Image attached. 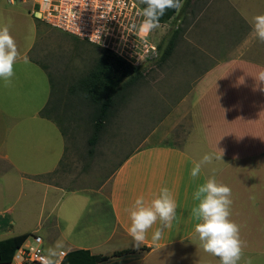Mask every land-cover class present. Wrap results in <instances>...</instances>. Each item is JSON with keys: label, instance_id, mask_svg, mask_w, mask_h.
I'll list each match as a JSON object with an SVG mask.
<instances>
[{"label": "crops", "instance_id": "crops-1", "mask_svg": "<svg viewBox=\"0 0 264 264\" xmlns=\"http://www.w3.org/2000/svg\"><path fill=\"white\" fill-rule=\"evenodd\" d=\"M201 1L204 2H192L176 14V26L171 27L164 41L167 44L171 39L174 49L181 43L179 64L192 76L190 80H196L180 106L189 116L196 140L189 142L186 149L173 145L137 147L96 190H66L37 179L57 170L64 140L54 123L39 114L46 99L33 107L26 105L28 89L37 88L33 76L37 74L36 79L42 81L45 75L30 57L38 41L35 20L23 17L27 28L14 24L18 33L10 24L3 25L9 27L20 55L12 83L5 86L0 80V221L8 220L10 227L14 225L19 220V202L23 198L26 205L23 203L22 209L27 213L31 209L35 220L15 236L36 234L43 243H49V248L59 240L63 242L60 252L87 250L92 255L109 257L103 264H220L219 258L202 250L194 233L196 221L191 216L197 203L192 193L214 175L232 192L230 219L240 226V238L245 242L239 264H246L249 258L252 264H264V137L244 138L242 132L235 136L224 121L214 116L218 104L229 110L237 106L240 92L235 88L231 91L234 82L249 81L247 92L250 90L252 99L264 107V92L254 78L264 69V43L252 32L253 18L264 15V0H211L206 6ZM226 7L243 24L241 32L231 39L232 32L218 30L215 23L218 12L224 14L221 9ZM0 14L5 16L6 11ZM184 43L187 48L182 46ZM32 67L42 74H31ZM179 77L184 79L182 73ZM205 153L221 156V160H214L193 180V162ZM162 187H168L175 196L177 219L164 230L161 239L153 241L158 221L137 247L128 235L129 210L137 197L144 196L150 202ZM22 220H26L24 214ZM2 223L0 233L8 229ZM124 250L132 253L113 257Z\"/></svg>", "mask_w": 264, "mask_h": 264}, {"label": "rangeland", "instance_id": "rangeland-1", "mask_svg": "<svg viewBox=\"0 0 264 264\" xmlns=\"http://www.w3.org/2000/svg\"><path fill=\"white\" fill-rule=\"evenodd\" d=\"M210 1L204 0L201 3L206 6L210 4ZM253 1L256 2L257 0ZM253 1L248 0V2ZM192 2L194 1L192 0L190 5ZM32 6V0H14L13 5L7 4L6 0L0 1V11H6L5 16L0 14L2 19L0 27L7 23L10 24L13 31L18 33V28L15 29L14 24H21L27 28V21L24 22L23 17L29 16L35 20L38 41L34 43L35 46L33 45L34 48L30 52V57L33 62L38 63L37 65L45 75L42 81H39L36 79L37 74L35 73L42 74V71L33 67L29 68L33 69L31 74L35 75L32 81L37 87L28 89L27 92L29 101L26 102V105L31 107L36 106L42 98L46 99L45 106L49 101L51 87L46 72L52 78L56 90L67 96L70 93L69 86L71 83L89 71L101 52V49L85 41L43 24L32 16ZM226 9H221L224 14L218 12V22L215 21V23L218 30L225 28L227 32L231 31V39L236 36V33L241 32L243 24L239 23L238 18L230 8L226 7ZM16 12L19 15L15 16L14 13ZM175 16L171 20L159 24V27L151 31H143L141 28V38H143L141 45L143 40L146 42H144L145 46H140L139 52L148 53L149 57H144L145 59L139 64L125 63L139 68L143 77L135 86L130 88L126 100L118 103L112 110L109 122L100 135L92 155L88 154L89 147L87 144L92 133L87 118L91 109H86L78 104L79 110L75 111L77 113L74 114L75 117L69 123L67 121L63 123L58 116L57 119L55 118L63 130L65 148H63L64 153L57 170L46 176L45 182L66 190H96L106 183L123 159L137 147L173 145L176 148L186 149L189 142L196 140L187 112H182L180 109L181 101L196 81L190 80L189 78L192 76L187 74L185 66L181 67L179 64L181 43L176 44L177 46L172 51L173 54L166 61L161 59V52L166 45L164 41L171 27L175 28L176 26H173L177 21ZM15 17L16 19H14ZM141 19L143 22L145 18L142 17ZM214 35L216 36V34ZM161 43L163 48L159 52L157 46ZM151 46L155 47L156 51ZM182 46L187 48L185 43ZM110 53L116 57L115 54ZM153 54H156L154 59H152ZM180 73L184 79H179ZM242 83L243 86H241ZM242 83L234 82V87H231V91L235 88L240 92L237 106L229 110L218 104L214 116L218 121H224L225 127L234 131V135L236 132H242L241 135H244V138L264 137V107L260 108L259 103L252 99L250 90L247 92V86L250 85L249 81ZM241 87L243 92H241ZM244 131L245 134H243ZM25 200L26 198H23L19 202V220H15L14 225L11 224L10 227L8 220L0 221L8 228L0 233V239L18 235L35 223V220H32L33 212L31 209L30 213H27L21 207L23 203L26 205ZM23 214L26 220H22ZM31 229L33 230V228ZM38 234L44 236L42 232ZM42 247L46 255L49 243H43Z\"/></svg>", "mask_w": 264, "mask_h": 264}, {"label": "clouds", "instance_id": "clouds-1", "mask_svg": "<svg viewBox=\"0 0 264 264\" xmlns=\"http://www.w3.org/2000/svg\"><path fill=\"white\" fill-rule=\"evenodd\" d=\"M146 5L142 9L145 18L142 30L151 31L159 27V20L168 9L179 10L183 7L182 0H140ZM254 36L264 43V15H257L252 20ZM19 51L9 27H0V80L5 86L12 83L15 76L14 65L19 57ZM257 86L264 92V69L254 76ZM220 159L214 153H205L198 161L193 162L190 177L197 179L202 170ZM230 187L219 183L215 176L208 177L203 184L197 186L192 193V199L197 203L191 209V216L196 223L194 233L205 253L219 258L220 264H239L243 255L245 242L240 238V226L230 219L232 206ZM177 202L173 192L168 187H162L158 196L146 202L144 196L136 198L129 210L130 226L128 235L135 246L139 247L146 235L159 221V227L152 235L153 241L162 238L164 230L172 226L177 219ZM63 242L57 241L47 250V256L42 257V264H58L56 259L61 253ZM246 264H252L249 258Z\"/></svg>", "mask_w": 264, "mask_h": 264}, {"label": "trees", "instance_id": "trees-1", "mask_svg": "<svg viewBox=\"0 0 264 264\" xmlns=\"http://www.w3.org/2000/svg\"><path fill=\"white\" fill-rule=\"evenodd\" d=\"M191 1L182 0L183 7L180 10L168 9L165 15L160 18L159 24L165 23L171 20L176 14L181 13L182 9L186 8V6L188 7ZM194 3L196 4L197 0ZM144 7L146 5L141 4V9ZM162 48V43L157 46L159 52ZM173 49L174 42L169 39L165 45V49L161 52V59L166 61L170 57ZM46 74L50 82L51 96L46 106L39 113L40 116L52 121L58 127L64 138L63 130L56 120L57 116L61 118L63 123L66 121L69 123L75 117L74 114L77 113L75 111L79 110L78 104L86 109H91V113L87 115L92 132L87 142L89 155L94 153L100 135L109 122L112 110L118 103L126 100L130 88L135 86L139 79L143 77L139 68L126 64L120 58L113 56L103 49H101V52L89 71L71 83L69 86L70 93L67 96L56 90L52 78L47 72ZM45 177L41 176L37 177V179L45 181ZM30 235L23 234L0 241V264H10L17 249ZM131 253L130 250H124L114 253L113 257ZM108 260L109 257L92 255L87 250H75L66 253L60 264H103Z\"/></svg>", "mask_w": 264, "mask_h": 264}, {"label": "built area", "instance_id": "built-area-1", "mask_svg": "<svg viewBox=\"0 0 264 264\" xmlns=\"http://www.w3.org/2000/svg\"><path fill=\"white\" fill-rule=\"evenodd\" d=\"M1 1V0H0ZM32 16L48 27L108 50L126 63L139 64L142 9L139 0H33ZM9 5L14 0H6ZM153 49L155 47L151 46ZM148 51V50H147ZM146 51V52H147ZM156 51V49L154 50ZM156 58V54H153ZM40 236L31 234L15 252L10 264H42ZM58 264L65 256L60 252Z\"/></svg>", "mask_w": 264, "mask_h": 264}, {"label": "flooded vegetation", "instance_id": "flooded-vegetation-1", "mask_svg": "<svg viewBox=\"0 0 264 264\" xmlns=\"http://www.w3.org/2000/svg\"><path fill=\"white\" fill-rule=\"evenodd\" d=\"M105 51H108V50H105ZM109 52V51H108ZM110 53V52H109ZM121 60H123V59H121ZM124 61V60H123ZM125 62V61H124Z\"/></svg>", "mask_w": 264, "mask_h": 264}]
</instances>
